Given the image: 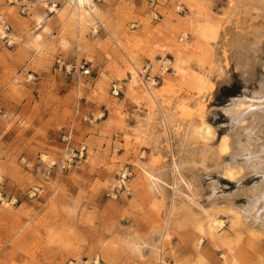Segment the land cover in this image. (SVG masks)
<instances>
[{
  "label": "rangeland",
  "instance_id": "rangeland-1",
  "mask_svg": "<svg viewBox=\"0 0 264 264\" xmlns=\"http://www.w3.org/2000/svg\"><path fill=\"white\" fill-rule=\"evenodd\" d=\"M80 6L0 0V264H264V222L247 213L264 174L239 153L249 120L231 117L264 88V0H159L157 19L141 0ZM74 35L109 63L59 53ZM161 57L172 68L152 85L141 70ZM50 69L102 85L46 133L29 116L56 100H22Z\"/></svg>",
  "mask_w": 264,
  "mask_h": 264
},
{
  "label": "crops",
  "instance_id": "crops-1",
  "mask_svg": "<svg viewBox=\"0 0 264 264\" xmlns=\"http://www.w3.org/2000/svg\"><path fill=\"white\" fill-rule=\"evenodd\" d=\"M90 10L91 7L88 6ZM49 22V21H48ZM51 26L49 23H43L42 27L40 28V32L38 36L36 37L37 40L34 42V44H38V42L42 41L44 37L49 36L51 33L50 31ZM204 31V30H203ZM53 34V33H52ZM75 39L78 40L76 49L74 47L75 45ZM89 44L91 46V49H86V44ZM65 45L68 47V50L66 51H60L59 53L65 54L67 53L69 58H72L73 56L77 57L78 59H86L89 60L93 66H96L100 64V59L104 61V64H108V60L106 59L105 53L101 54L99 51H97L95 48L96 44L95 42H84L82 40V37L79 35H74L70 42L65 43ZM62 57H65V55H62ZM104 55V56H103ZM30 57L29 55H24L20 59L21 66L25 64L26 59ZM18 71V67H15V69H12V71ZM60 70L54 69L53 72H51V69L48 70V75L44 76L42 79V82H40L37 86V88H32L34 90L30 91V94L26 96V99L22 100V103H24L23 107L25 108L26 105H31L33 102H39L42 97H50L54 101L52 103V106L50 108L44 109V112L41 116H35L31 115L30 120H36L38 117L40 120H42V124H40V128L44 130V127L47 129L45 130L46 133H48L49 129H55L56 126L58 125L59 121L58 119L51 118L50 114L55 113L56 111L59 112L64 109L65 107V102L71 98L72 100L78 99L75 104H78L79 100L84 99L85 102L88 101H93L96 102L97 96L101 93L100 90L98 89V84L101 83L102 85V78L98 76L94 80H89V83H76L74 81V77H68L65 73L61 74L59 72ZM97 71H100V68L97 69ZM23 73L20 74V78ZM72 79V80H71ZM36 93V94H34ZM57 102V103H56ZM59 103V104H58ZM95 108L97 107V104L94 106ZM28 117V119H29ZM31 124H34L31 122ZM42 126V127H41Z\"/></svg>",
  "mask_w": 264,
  "mask_h": 264
},
{
  "label": "bare ground",
  "instance_id": "bare-ground-1",
  "mask_svg": "<svg viewBox=\"0 0 264 264\" xmlns=\"http://www.w3.org/2000/svg\"><path fill=\"white\" fill-rule=\"evenodd\" d=\"M76 1L81 5L83 4V6H80V12H85L86 10L84 9V5H89V0ZM239 102L241 104V107L236 110L231 109V117H233L234 120H237V123H242L245 120H249L248 124L243 127V130L246 132L247 140L245 143L241 142L242 144L239 145V153L241 154L243 152L248 155L245 160L247 159L246 166H249L250 171L257 173L261 172V174H264V143H261L258 147H255L256 145L253 142L257 137L255 136L257 135V133H264V88H261L260 91L252 97V99H243L241 101L239 100ZM228 170L229 176H232V174L234 173L233 170ZM240 172L241 171H239V173ZM247 195H250V201H252V204L247 208V213H250L251 218H258L259 223L264 222V180H262V182L258 184V186L249 189L247 191Z\"/></svg>",
  "mask_w": 264,
  "mask_h": 264
},
{
  "label": "built area",
  "instance_id": "built-area-1",
  "mask_svg": "<svg viewBox=\"0 0 264 264\" xmlns=\"http://www.w3.org/2000/svg\"><path fill=\"white\" fill-rule=\"evenodd\" d=\"M145 3V5L149 9V13L152 16V18L157 19L160 17L159 13V0H141ZM56 4H53V7H55ZM176 11H181L180 6L176 7ZM22 13L25 12V7L21 11ZM98 27V26H97ZM97 27L94 29V32H97ZM135 24L131 26V28H134ZM9 33H10V27L5 22L0 24V38L4 40L8 45H11L12 42L9 40ZM57 63H60V60H57ZM172 60L169 57H161L156 61V64L147 63L143 66V69L141 70V75L143 78H145L147 81H149L152 85L156 84L157 79L163 74L168 73L171 70ZM155 66V67H154ZM82 69L83 74H87L89 71L88 69H84L83 66L80 67ZM154 69L156 70V74H153ZM121 86L118 84H113L111 86V92L112 95L118 96L120 93ZM69 139L70 135L64 136V139Z\"/></svg>",
  "mask_w": 264,
  "mask_h": 264
}]
</instances>
